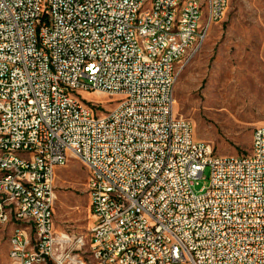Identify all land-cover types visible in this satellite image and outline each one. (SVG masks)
I'll list each match as a JSON object with an SVG mask.
<instances>
[{
    "label": "built area",
    "instance_id": "built-area-1",
    "mask_svg": "<svg viewBox=\"0 0 264 264\" xmlns=\"http://www.w3.org/2000/svg\"><path fill=\"white\" fill-rule=\"evenodd\" d=\"M228 2L0 0V225L23 222L9 264H264V124L248 154L216 155L174 114L177 66ZM72 159L87 172L85 237L53 223Z\"/></svg>",
    "mask_w": 264,
    "mask_h": 264
},
{
    "label": "rangeland",
    "instance_id": "rangeland-1",
    "mask_svg": "<svg viewBox=\"0 0 264 264\" xmlns=\"http://www.w3.org/2000/svg\"><path fill=\"white\" fill-rule=\"evenodd\" d=\"M83 96L107 99L93 92ZM174 114L190 120L194 138L210 143L216 155L250 152L252 131L264 124V0H229L223 20L211 26L200 49L178 64ZM209 174L207 167L193 186L195 192L209 185ZM86 181L78 160L56 169L57 232L87 236L93 218ZM11 233V226L0 225V264H9Z\"/></svg>",
    "mask_w": 264,
    "mask_h": 264
},
{
    "label": "bare ground",
    "instance_id": "bare-ground-1",
    "mask_svg": "<svg viewBox=\"0 0 264 264\" xmlns=\"http://www.w3.org/2000/svg\"><path fill=\"white\" fill-rule=\"evenodd\" d=\"M190 20L195 24H203V15L200 13H190ZM16 209H23V201H16ZM8 226H11L12 233H15V231L23 229V222L20 220H13L12 222H9Z\"/></svg>",
    "mask_w": 264,
    "mask_h": 264
}]
</instances>
